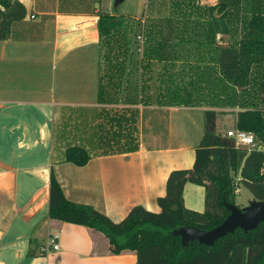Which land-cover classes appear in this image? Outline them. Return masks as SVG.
Listing matches in <instances>:
<instances>
[{
    "label": "crops",
    "instance_id": "crops-1",
    "mask_svg": "<svg viewBox=\"0 0 264 264\" xmlns=\"http://www.w3.org/2000/svg\"><path fill=\"white\" fill-rule=\"evenodd\" d=\"M18 1L26 16L0 41V264H136L133 252L113 255L102 234L48 217L50 173L66 200L115 223L134 206L159 213L170 172L193 166L204 111H233L215 85L222 36H210L208 14H177L170 40L141 25L147 43L140 54L126 39L119 92L101 101L99 9L89 0ZM134 64L143 94L123 96ZM221 117L219 130H233L236 116ZM70 146L88 152L86 165L64 161ZM204 199L203 187L184 186L187 209L203 211ZM52 234L59 249L39 254Z\"/></svg>",
    "mask_w": 264,
    "mask_h": 264
},
{
    "label": "trees",
    "instance_id": "trees-1",
    "mask_svg": "<svg viewBox=\"0 0 264 264\" xmlns=\"http://www.w3.org/2000/svg\"><path fill=\"white\" fill-rule=\"evenodd\" d=\"M185 1L186 5L182 2L173 4V7L191 9V6L187 8L191 0ZM230 2L219 0L216 6L207 8L210 19L208 30L212 38L229 34L228 21L233 20ZM25 16L26 9L18 0H0V41L7 40L12 25L22 21ZM126 19L117 14L98 16L97 25L107 66L109 53L113 59L111 73L106 78L109 85L103 86L102 82L99 87L101 101H105V96L119 92L121 86L126 60L122 47L126 44L128 34ZM147 41L146 38L145 43ZM215 52L219 76L215 85L226 98L221 105L238 108L239 111L229 114L204 111V133L195 148L193 166L170 172L165 195L157 200L159 213L134 206L123 220L115 223L91 206L66 200L51 172L48 217L102 234L113 255L133 252L136 264H264V223L246 233L237 229L212 247L194 241L183 248L180 238L172 236L174 230L183 227L209 231L219 226L229 215L224 204L235 205L233 193L238 186L247 190L252 200L264 201V153L236 149L233 139L227 137L228 131L219 130V121L225 118L221 117L222 114L235 115L234 129L252 133L264 141V79L255 82L252 71L264 65V11L244 20L236 46H216ZM136 71L134 64L127 77L123 96H142V85L132 82ZM239 96L257 97L256 101L246 102L245 106L248 107L242 109ZM89 159L88 152L80 146H70L64 151V161L78 167L86 165ZM186 184L204 188L203 211L190 210L184 206L183 188ZM194 247L201 250L190 254ZM29 256H33L32 253Z\"/></svg>",
    "mask_w": 264,
    "mask_h": 264
},
{
    "label": "rangeland",
    "instance_id": "rangeland-1",
    "mask_svg": "<svg viewBox=\"0 0 264 264\" xmlns=\"http://www.w3.org/2000/svg\"><path fill=\"white\" fill-rule=\"evenodd\" d=\"M90 1V0H89ZM88 1V6H93L99 9V14H117L120 16H125L127 19V40L131 47V50L137 51L141 54L142 44L145 43L143 26L153 25L157 29L161 30L160 36L163 38L168 37L169 40L172 39L168 33L169 30L174 29V27L180 22L176 20V15L178 14H203L207 16V8L210 6L216 5L219 0H191L192 3L187 5V8L192 6L191 9L185 10V8L173 7V0H125L117 9H114L113 4L114 0H91ZM177 1V0H174ZM232 5V16L233 20H229V34H225L222 37H219L218 44L221 46H236L238 36L242 31L244 20H249L253 14L261 13L264 11V0H230ZM193 4V5H192ZM95 5V6H94ZM198 6L199 9L196 8ZM201 24V25H200ZM199 31L206 28L207 25L204 23H199ZM195 27V36L197 35L198 30ZM142 33L140 40L137 39L138 35ZM168 35V36H167ZM194 36V34H193ZM176 40V39H175ZM174 40V41H175ZM173 41V42H174ZM178 44V43H175ZM112 61L110 53L108 56V66L105 60L103 61V86H108V80L106 78L111 73ZM253 71V80L256 82L259 79H264V65L255 67ZM109 90V88H108ZM203 92V89H202ZM211 96V93H208ZM257 96H239V101L241 103V108L246 109L248 106H245L246 102L255 100ZM255 107V106H254ZM224 113L229 114L230 112H236L235 109L231 111L230 109H225ZM226 116V115H224ZM226 118V117H225ZM225 118H221V124L225 123ZM238 183V182H237ZM236 185V183L234 184ZM234 202L235 205L239 208L247 206L248 202L252 200L251 194L245 190L242 186H238L234 190ZM198 247H194L190 254L200 251Z\"/></svg>",
    "mask_w": 264,
    "mask_h": 264
},
{
    "label": "water",
    "instance_id": "water-1",
    "mask_svg": "<svg viewBox=\"0 0 264 264\" xmlns=\"http://www.w3.org/2000/svg\"><path fill=\"white\" fill-rule=\"evenodd\" d=\"M125 0H114L113 7L117 9ZM229 212L227 218L217 227L209 231H201L193 227H183L172 232V236L180 238L181 246L185 248L189 243L212 247L218 240L235 230L243 232L255 230L264 223V201L251 200L247 206L239 208L233 204H224Z\"/></svg>",
    "mask_w": 264,
    "mask_h": 264
},
{
    "label": "built area",
    "instance_id": "built-area-1",
    "mask_svg": "<svg viewBox=\"0 0 264 264\" xmlns=\"http://www.w3.org/2000/svg\"><path fill=\"white\" fill-rule=\"evenodd\" d=\"M137 39L140 40L141 37L138 36ZM227 137L233 139L236 149H246L247 151H260L264 153V141L256 138L252 133L233 129L227 132ZM58 240V234L50 235L47 244L39 248V254L57 251L59 249Z\"/></svg>",
    "mask_w": 264,
    "mask_h": 264
}]
</instances>
